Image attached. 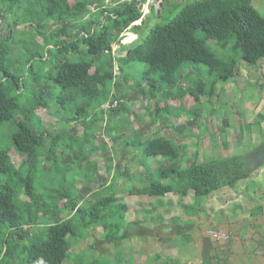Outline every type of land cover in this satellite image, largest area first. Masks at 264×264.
<instances>
[{"label":"trees","instance_id":"16d2710c","mask_svg":"<svg viewBox=\"0 0 264 264\" xmlns=\"http://www.w3.org/2000/svg\"><path fill=\"white\" fill-rule=\"evenodd\" d=\"M9 1L14 5L21 2ZM146 2L112 0L115 5L106 7L105 0H30V8L39 7V17L45 22L53 20L59 24L51 35L43 33L42 23L32 26L35 36L43 37L41 45L47 54L44 60L54 66V60L60 59L53 67V80L65 92L57 96V102L66 112L61 117L63 129L60 132L50 133L37 114L36 120L17 123L12 141L15 153L23 158L19 166L9 150L0 149V264H63L69 257L82 264L80 253L71 256L72 245L84 240L88 229L97 227L103 229L104 240L109 244H121L132 238L130 227L134 224L126 222L129 207L115 193L111 194L115 181L123 176L120 170H116L113 177L116 180L108 187L106 183L101 185L102 193L88 194L94 202L85 206L78 205L74 198L75 179L69 182L72 183L70 189L64 188L67 173L64 179L59 181L58 178L57 188H47L37 180L39 172L51 171L64 159L65 163H71L64 154H70V149L89 150L87 157L80 158L81 176L98 174L97 163L88 160L100 147L93 141L97 133L104 131L101 124L105 117L109 121L120 113L128 121L127 113L131 110L125 103L108 110L102 108L108 103L114 104L115 100L128 98L123 86L129 79L126 66L136 63L147 66L131 89L155 102L156 116L161 112L167 115L173 111L185 112L190 118L187 124L192 126L200 117L196 109L187 111L182 104L178 109L169 105L161 109L160 103L182 101L186 96H192L196 104L204 98L210 100L218 83H227L235 77L237 57L252 66L264 59V17L254 8L252 0L163 1L159 14L150 8L153 19L143 15ZM91 6L96 8L95 12L90 11ZM159 20L165 24H160ZM15 24L18 23L15 21ZM124 33H129L126 42L133 41L135 35L138 38L123 44ZM208 42L218 51L222 50V56L211 50ZM117 43L125 53L119 59L113 58L111 53ZM227 49L232 50L233 55L225 57ZM5 54L0 45V127L14 119L20 106L19 95L26 90L24 81L6 67ZM70 55L76 57L70 58ZM38 58H42L40 54L32 55V59ZM115 60L120 76L114 73ZM28 64L31 77L33 64ZM201 65L207 68V75L216 74V80H205L197 68ZM186 83L188 85L184 86ZM13 89L15 95L11 93ZM44 93L40 91L32 112L50 111ZM78 97L82 105L76 108L74 103ZM262 120L249 127L260 128ZM79 127L83 128L81 135H78ZM106 131L109 134L111 128L106 127ZM127 144L138 150L140 166L144 169V179L141 171L138 172L142 187L127 189L132 196L161 198L175 194L186 198L192 191L194 202L198 204L215 192L235 188L239 181L251 176L247 157L239 154L200 163L195 160L184 167L181 164L187 156L186 147L170 139L162 136L141 139L137 132L135 139L128 140ZM254 152L264 156V148ZM158 158L170 164L151 168L149 162ZM111 166L107 165L109 174L113 170ZM89 189L85 187L84 191ZM65 214L68 216L64 217ZM204 264L209 261L205 260Z\"/></svg>","mask_w":264,"mask_h":264},{"label":"rangeland","instance_id":"374dc122","mask_svg":"<svg viewBox=\"0 0 264 264\" xmlns=\"http://www.w3.org/2000/svg\"><path fill=\"white\" fill-rule=\"evenodd\" d=\"M163 1L180 3L185 0H147L143 6V15L153 19L154 15L149 14L150 8L154 9L155 14H159ZM252 4L264 17V9L255 1ZM105 5L111 7L115 4L112 0H105ZM30 7V0H21L16 5L9 0H0V36L2 37H0V45L6 53L5 65L12 75L24 81L23 85L26 87V90L19 95L20 106L14 119L0 127V149L9 150L16 166H19L23 160L13 148L12 136L17 130V123L22 120L27 122L31 119L36 120L39 115L50 133L60 132L63 129L61 117L66 112L57 102V96L65 92L57 87L53 80L55 77L53 67L60 62V59L54 60V66L50 61L44 60L47 54L46 49L41 45L43 37L35 36L36 32L32 26L36 27L42 23L45 26L43 33L51 35L59 24L53 20L45 22L39 17L40 8ZM89 9L91 12L96 11L94 6ZM15 21L18 24H15ZM159 22L165 24V21L159 20ZM128 34H123L121 43L129 44L138 38L135 35L133 41L126 42ZM208 46L222 56V50L218 51V48L216 49L209 42ZM120 49L121 44L117 43L113 46L111 51L113 58L119 59L125 55ZM231 51L227 49L225 51L227 54L224 56L233 55ZM37 53L42 58L32 59V55ZM75 57L70 55V58ZM237 60L235 77L227 83H218L210 100L204 98L201 99V103L196 104L192 96H186L182 101L169 100L160 103L161 109L165 105L178 109L181 104L187 111L196 109L200 112V117L192 126H188L190 118L185 112L173 111L170 115L161 112L156 116L155 102L142 98L136 90L131 89L147 66L138 63L126 66L125 73L129 79L124 81L123 86L128 98L115 101L117 105L125 103L131 110L127 113L128 121L125 115L120 113L109 121L105 117L101 124L104 131L97 133L93 141L100 147L98 151L89 155L88 160L90 163L93 161L97 163L98 174L89 173L85 178L81 176L80 161L89 154V147H86L88 151L70 149V154L64 153L65 158L71 159V163H65V159H62L63 161L51 171L39 172L37 175L38 184L41 183L47 188H57L58 178L59 181L64 179L67 173L68 182L63 185L64 188L70 189L72 183L69 182L75 179L74 198L77 199L78 205L85 206L94 202V199L88 196L90 192H101L103 183L108 187L111 181L116 180L113 179L116 170H120L123 174L115 181L111 194L115 193L129 207L126 222L134 224L130 227L132 238L121 244H109L104 240L102 228L88 229L84 240L73 243L71 256L80 253L79 262L82 264L92 261L99 264H204L205 260L209 261V264H264V163L253 171L248 179L239 181L235 188L215 192L198 204L194 202L192 191L186 198L175 194L152 198L142 195L132 196L127 193V189L132 186L142 187L143 181L141 183L138 172L141 171L144 179V169L140 166L138 150L133 145L127 144L128 140L135 139L137 132L141 139L162 136L177 145L185 146L187 156L181 164L184 167L195 160L200 163L235 154L249 157L256 153L254 151L257 148L260 150L264 148H262L264 59L257 66L247 64L241 57H237ZM29 62L33 64L31 77L28 76ZM197 68L202 72L205 80L210 82L216 80V74H206L205 66L201 65ZM114 73L116 76L120 73L117 60L114 63ZM183 85L186 86L188 83ZM14 90L11 92L12 95H15ZM41 90L45 92L43 98L50 111L39 109L32 112L31 109L39 98ZM67 94L69 95V92ZM75 102L76 108L82 105L79 97ZM227 107H230V112ZM260 120H262L260 128L249 127L250 124ZM106 127L111 128L109 134ZM82 133L83 128L79 127L78 135ZM164 163L170 164L161 158L149 162L153 169ZM107 165H112L113 170L110 174L107 172ZM132 177L134 179H131ZM85 187L91 189L87 192L84 191ZM67 216L65 214L64 217ZM84 233L82 231V234ZM216 236L220 237L216 239ZM101 241L106 243L98 244ZM63 264H78V262L73 257H69Z\"/></svg>","mask_w":264,"mask_h":264},{"label":"water","instance_id":"95a60500","mask_svg":"<svg viewBox=\"0 0 264 264\" xmlns=\"http://www.w3.org/2000/svg\"><path fill=\"white\" fill-rule=\"evenodd\" d=\"M257 158H258V162H256L253 166H251L252 168L249 169L250 173L255 171L258 167L262 166L264 163V157L261 154H258Z\"/></svg>","mask_w":264,"mask_h":264},{"label":"flooded vegetation","instance_id":"af4514ba","mask_svg":"<svg viewBox=\"0 0 264 264\" xmlns=\"http://www.w3.org/2000/svg\"><path fill=\"white\" fill-rule=\"evenodd\" d=\"M260 153H253L247 157L248 165L251 167L253 166L256 162H258L257 155ZM262 155V154H261Z\"/></svg>","mask_w":264,"mask_h":264},{"label":"built area","instance_id":"2783aa9c","mask_svg":"<svg viewBox=\"0 0 264 264\" xmlns=\"http://www.w3.org/2000/svg\"><path fill=\"white\" fill-rule=\"evenodd\" d=\"M120 1H121V2H132L133 0H120ZM117 106H118V105H117V102L115 101V102H114V105H113V104L110 105V104L108 103V104L104 105L103 107L106 108V109H107V108L110 109V108H115V107H117ZM219 237H220V236H216V239L219 238Z\"/></svg>","mask_w":264,"mask_h":264},{"label":"crops","instance_id":"0c3cea01","mask_svg":"<svg viewBox=\"0 0 264 264\" xmlns=\"http://www.w3.org/2000/svg\"><path fill=\"white\" fill-rule=\"evenodd\" d=\"M254 1L257 3V5H258L260 8L264 9V0H252V3H253Z\"/></svg>","mask_w":264,"mask_h":264}]
</instances>
